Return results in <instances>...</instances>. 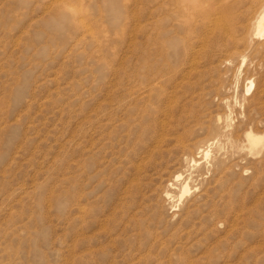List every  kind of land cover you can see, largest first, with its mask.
Returning <instances> with one entry per match:
<instances>
[{"label":"rangeland","instance_id":"rangeland-1","mask_svg":"<svg viewBox=\"0 0 264 264\" xmlns=\"http://www.w3.org/2000/svg\"><path fill=\"white\" fill-rule=\"evenodd\" d=\"M263 8L0 0V264H264Z\"/></svg>","mask_w":264,"mask_h":264},{"label":"bare ground","instance_id":"bare-ground-1","mask_svg":"<svg viewBox=\"0 0 264 264\" xmlns=\"http://www.w3.org/2000/svg\"><path fill=\"white\" fill-rule=\"evenodd\" d=\"M255 25H256V30H255L256 37L258 38L264 37V8L258 13V16L255 21ZM252 88H253V83H251V86L248 88L247 91L250 92ZM250 141L252 143H255L256 139L251 137Z\"/></svg>","mask_w":264,"mask_h":264}]
</instances>
